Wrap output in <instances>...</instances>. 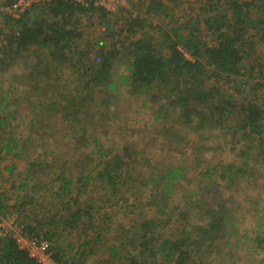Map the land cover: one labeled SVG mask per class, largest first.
Instances as JSON below:
<instances>
[{"label": "trees", "instance_id": "1", "mask_svg": "<svg viewBox=\"0 0 264 264\" xmlns=\"http://www.w3.org/2000/svg\"><path fill=\"white\" fill-rule=\"evenodd\" d=\"M16 1L0 0V5L12 8ZM180 1L143 0L145 14L173 22L172 6ZM198 11L203 14L199 20L206 32L203 38L197 28L181 24L144 31L140 16L126 17L123 27L113 28L111 15L116 13L92 1L46 0L17 15L1 16L0 79L14 77L11 71L17 68L23 75L12 80L26 78L31 83L16 93L10 84L2 89L7 81H0L1 149L12 163L30 155L38 158L27 164V175L13 186L23 197L17 195L15 203L8 204L1 199L4 192L0 193V220L14 209L24 213L23 233L46 242L54 261L86 264L90 258L99 264L94 257L98 245L108 238V230L96 228L102 206L94 204L91 197L85 199L84 194H91L88 186L101 185L99 200L104 204L115 205L127 192L146 191L151 205L172 199L177 180L186 170V166H170L164 173L143 176L138 166L149 160L147 149L113 151L99 145L96 134L104 124L98 120L106 114L101 111L97 117L98 109H90L106 108L118 87H127L134 94L156 93L153 119L160 122L154 130L159 136L156 140L160 145L161 139L170 145H188L201 157L197 165L214 162L205 157L215 156L230 143L213 145L207 133L222 124L228 134V123L236 118L235 127L229 130L237 144L231 143L228 149L237 147L239 159L222 163L218 177L224 184L228 171L230 183L238 176L254 175L248 183L262 184L264 189V108L254 95L259 84L251 83L264 77L254 57L257 46L264 48V0H207ZM121 14L120 10L116 16ZM95 18L101 23L102 34L91 37L82 29L83 21ZM28 57L33 58L31 63H19L20 58ZM120 58L124 65L118 71ZM46 81L56 85L46 87ZM20 101L24 110L17 113ZM63 127L73 138L69 142L77 146L76 154L65 162L56 159L65 136L60 131ZM11 165L4 166L3 172L13 173ZM212 172L214 169L207 167L200 174L211 182ZM218 177L214 191L219 190ZM37 195L50 196L51 202L58 199L56 213L43 215L37 208ZM208 198L211 202H205L203 196L192 200L194 207L179 212L174 221L142 220L137 227L144 233L138 244L140 252L134 258L128 255V264H238L244 244L250 255L264 250V213L256 217L253 230H242L235 217L240 202L234 203L231 195L224 201L211 195ZM28 206L34 207L31 215ZM172 223L180 231L178 236L156 237L153 231L147 236L155 226ZM122 246L123 241L108 248L112 263L123 256ZM146 252L153 258L159 256L162 262L147 263ZM253 263L261 264L255 258ZM0 264H34L1 228Z\"/></svg>", "mask_w": 264, "mask_h": 264}, {"label": "rangeland", "instance_id": "2", "mask_svg": "<svg viewBox=\"0 0 264 264\" xmlns=\"http://www.w3.org/2000/svg\"><path fill=\"white\" fill-rule=\"evenodd\" d=\"M46 0H19L16 1L12 8H8L6 5H0V19L4 13L17 15L20 12H23L26 8H29L34 3L44 2ZM77 2L85 3L92 1L95 5L105 4L109 7L108 11H112L113 14H119V11H122V14L118 17L116 15H111L112 27L120 29L123 27V19L126 17H139L144 20L143 30L144 31H154L157 26H163L166 30L172 28L176 25H188L187 28H197L196 33H201V37H205L206 32L203 31L204 25L199 24V20H202L203 14L201 11H198L202 3L207 2V0H181L176 6L173 7V13L171 19L169 18L161 19L145 14V5L143 0H75ZM3 4V1L2 3ZM2 19L0 21V29L3 30ZM150 26V27H149ZM88 35L94 37L96 35L102 34L101 23L95 18L92 20H84L83 28ZM251 37V36H249ZM252 38V37H251ZM253 39V38H252ZM256 39V38H254ZM254 57H257L260 66L264 72V48L257 46V50L254 54ZM22 63L24 60H27L29 63L32 62L33 58L23 59L20 58ZM123 59L120 58L117 61L118 71L123 70ZM26 70L24 69L23 72ZM11 74L15 77L20 74L17 68L11 71ZM116 77V74L114 75ZM14 77L9 79H0L7 83L3 84L2 89L7 88V85H11L14 91L17 93L20 89L26 88L30 82L26 81V78L20 79ZM6 78V77H5ZM62 81V80H61ZM253 84H259L257 89H255V96L258 98L256 100L261 102V106L264 108V77L254 78L252 81ZM56 85L53 81L44 82V86L52 87ZM118 87V86H117ZM30 93L33 95L35 93L34 89L30 87ZM114 99L109 102L108 106H101L97 108H91L90 112L96 111L93 109H98V113H95L97 117L101 111H104L106 117L104 119L98 120L104 125L99 127V132L96 134V139L99 145L103 144L107 146L108 149L113 151H119L122 148H127L129 150L138 148L139 150H146V157L148 161H141L140 169L141 174L146 176L148 173L155 174L156 172L164 173L170 166H186V170L181 174V177L177 180L176 192L172 195V199L167 200L166 202H156L151 205L147 203V193L146 191H135V193L127 192L122 199H119L115 205H111L110 202L106 204L101 203L99 200L102 192L100 190L101 185L94 183L92 186H88L91 191V194H84L86 200H89L90 197L93 200L94 204L101 205L99 210L100 216L95 221L96 228H101V231L108 230V238L103 240L98 246H101L97 249V255L94 257V260L99 262V264H128V255L129 258H134L140 250L138 244L142 241L143 230L138 229L139 225L142 224V220L158 218L161 224H165L168 220H176L179 217V212H182L184 209H189L194 207V202L197 198L203 196L205 202H211L208 198V195L216 196L215 200L220 199L224 201L228 196H232L234 203L240 202L241 206L236 207L237 221L239 222V227L242 230H253L254 222L256 217L262 216L264 213V189L263 185L251 186L249 181L255 178L245 176H238L236 181L229 182L230 180V171L226 172L227 180L223 184L221 179L218 177V173L222 168V163L230 162L232 159L235 161L239 159L238 148L235 151H230V144H237L236 137L230 134L229 127H235L237 122L232 118L230 123H228V134L224 132L227 127H224L222 124L217 126V129L211 133H207L206 136H209L211 144L223 146L230 141L228 147L223 151H218L215 156L211 157L210 155L206 156L207 160L214 159V162L209 163H199L200 156L194 155L188 145L176 146L170 145L166 141L161 139L163 145L158 143L159 136L154 132L155 128L159 127L160 122L153 119V115L156 113V106L153 101V94L150 93H132L131 90L127 87H118L114 92ZM35 97V96H34ZM253 95H250L252 98ZM159 104V101H157ZM98 104V103H97ZM15 109L17 113L23 111V103L20 101ZM60 122H65L63 119H59ZM90 122H94L92 119ZM14 123V122H13ZM15 124V123H14ZM100 126V125H99ZM62 134H65L62 141L59 143V148L61 152L57 154V160L65 162V160H70V158L76 154L77 146L70 143L69 141L73 138H70V134L67 133L66 127H63L60 130ZM68 134V135H67ZM0 193L4 192V195L1 197L6 203L13 204L16 201V196L20 195L23 197L20 191L14 190V185H17L23 178L27 175L26 166L32 160L37 159V156L30 155L24 159L13 160L11 157L5 155L4 151L1 149L3 144L2 138L4 135L0 134ZM68 138V139H67ZM70 144V146L67 144ZM255 142L256 141H251ZM246 149V146H243ZM218 148V147H217ZM89 149L92 147L89 145ZM89 150L87 151V153ZM40 154V151H39ZM42 157L45 158L44 153L41 152ZM12 164L14 168L13 173L3 172L2 168L7 164ZM214 169L213 181L208 182L207 177L200 174L203 169L206 168ZM10 178L11 179H3ZM216 176L218 177L219 190L214 191ZM240 184H239V183ZM13 188V189H12ZM28 192V191H27ZM26 192V193H27ZM195 192V195L192 194ZM196 192L198 195H196ZM239 194V196H238ZM213 198V197H212ZM58 199L53 198L52 202L50 196L41 197L37 195V208L44 214H53L56 213V209L59 207ZM22 203V200L19 204ZM30 208V209H29ZM33 206L29 207V213L32 214ZM15 210V209H14ZM9 211L8 214L0 220V228L9 233L10 236H17L20 234L22 223L27 219L24 217V213L20 215L18 211ZM165 213L166 216L161 215ZM106 214V215H103ZM103 216H106V219H103ZM172 222V221H171ZM154 232V236L160 237V235L167 238H174L179 235V229L176 225H166V226H155L150 232L147 231V236H150ZM123 241V246L120 248V252H123V256L116 258L113 263L111 261L110 253L108 248L112 244H118ZM26 243L25 245H27ZM248 246L251 245V242L247 243ZM245 244L242 246V250L238 252L242 256L241 261L238 264H254L253 258L259 261L261 264H264V250L258 251L257 253L250 255L245 253ZM161 263L162 260L159 256L153 258L148 252L144 255V260L147 263H151L154 260ZM93 260V261H94ZM86 264H94L90 258H87Z\"/></svg>", "mask_w": 264, "mask_h": 264}, {"label": "built area", "instance_id": "3", "mask_svg": "<svg viewBox=\"0 0 264 264\" xmlns=\"http://www.w3.org/2000/svg\"><path fill=\"white\" fill-rule=\"evenodd\" d=\"M104 6L106 10H109L105 4H101ZM18 247L22 250H25L29 257L33 260L34 264H61L54 261L48 251V244L44 241H38L37 238H32L28 236L26 233H23L22 227L20 230V234L17 236H13ZM28 243L27 245H25Z\"/></svg>", "mask_w": 264, "mask_h": 264}]
</instances>
